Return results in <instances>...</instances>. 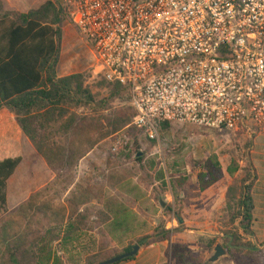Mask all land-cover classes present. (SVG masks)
Instances as JSON below:
<instances>
[{
	"label": "trees",
	"instance_id": "1",
	"mask_svg": "<svg viewBox=\"0 0 264 264\" xmlns=\"http://www.w3.org/2000/svg\"><path fill=\"white\" fill-rule=\"evenodd\" d=\"M66 20H69L66 12L53 0H45L27 13L5 12L0 2V264H98L131 251L133 246L142 248L169 242L186 229L181 212H175L170 205L163 209V215L177 223L174 229L139 222L127 206L118 202H108L103 211L95 212L97 222L92 224V208L87 206L89 192L80 193L75 185L65 202L53 204L48 196L52 182L8 211L7 182L21 163L18 143L22 135L54 174V180L63 176V170L71 174L80 160L112 135L121 133L127 138L116 154L118 160L133 151L136 154L140 136H145L143 130L131 126L134 111L129 105L115 112L105 126L94 115L78 116L80 109L87 111L101 103L96 102L84 73L57 76ZM99 87L107 91L106 102L129 103V95L122 87L102 79ZM159 127L163 132L170 126L163 123ZM246 142L248 145L250 140ZM135 161L141 163L143 157ZM156 166L154 162L148 164L157 189L169 187L173 193L186 183V177L175 168L154 171ZM190 166L191 172L201 169L200 192L222 178L215 155ZM240 170L239 187L227 189L222 209L227 228L220 234L227 242L222 246L227 257L215 264L233 261L234 255L241 253L256 261L264 260V252L244 238L252 235L249 230L252 206L248 198L252 169L246 162ZM238 171L233 160L225 168L230 178ZM108 181L109 188L123 183V179L112 175ZM196 239L209 248L217 241L205 236Z\"/></svg>",
	"mask_w": 264,
	"mask_h": 264
},
{
	"label": "built area",
	"instance_id": "2",
	"mask_svg": "<svg viewBox=\"0 0 264 264\" xmlns=\"http://www.w3.org/2000/svg\"><path fill=\"white\" fill-rule=\"evenodd\" d=\"M53 1L148 140L163 123L264 134V0Z\"/></svg>",
	"mask_w": 264,
	"mask_h": 264
},
{
	"label": "rangeland",
	"instance_id": "3",
	"mask_svg": "<svg viewBox=\"0 0 264 264\" xmlns=\"http://www.w3.org/2000/svg\"><path fill=\"white\" fill-rule=\"evenodd\" d=\"M7 1L8 6L5 2L4 5L2 4L5 12L27 13L45 0ZM62 32L57 76L65 77L78 73H84L87 76V85L93 92L96 102L101 104L87 111L80 109L77 114L80 117L85 114L94 115L105 126L115 112L127 107L128 104L116 101L106 102L107 91L99 87L101 79L92 65L91 56L69 20H66ZM121 137L122 134L117 133L107 138L80 160L71 174L63 170L61 171L63 176L55 180L54 174L35 152L31 143L26 138H22L18 144L21 163L7 182L8 211L17 208L30 194L51 182L52 187L48 196L53 204L65 202L75 185L78 191L81 190L80 193L89 192L87 206L92 208L90 217L92 224L97 222L94 213H100L104 203L108 200H120L123 205L133 211L139 220H145L154 226L162 224L165 229H174L177 223L172 217L163 215V209L170 205L175 212H181L186 229L173 236L169 242L153 243L149 246L158 244L164 250V260L161 264H176L178 261L181 264H195L194 261L205 264L216 244L223 246L227 243L220 234L227 228V219L222 211L224 203L207 206L208 201H202V194L198 189V176L201 169L198 167L191 172L190 163L204 161L209 156L215 155L221 171L225 174V168L233 160L238 165L239 171L231 178L225 174L217 184H220L223 190L228 184L236 188L242 178L240 169L247 162L250 142L247 145L244 137L229 132L200 130L190 126H170L166 131L159 130V139L154 141L153 145L142 134L141 144L136 154L133 151L126 158L118 160L116 154L124 144ZM139 157H143L141 163L135 161ZM151 162L157 164L154 171L175 168L178 173L186 177V183L173 193L169 187L162 190L157 189L156 183L153 182L154 172L148 169V164ZM110 175L123 179V183L115 188H109L108 177ZM166 178L168 180L167 175ZM122 187H124L125 194L120 189ZM130 188H133V191L128 193L127 190ZM164 202V208H161L160 203ZM198 206L201 211L200 216ZM204 234L215 235L210 238H217L211 248L197 241L198 236L208 237ZM234 258L233 261L236 260L235 263L240 264V256L235 254ZM219 264H231V261Z\"/></svg>",
	"mask_w": 264,
	"mask_h": 264
},
{
	"label": "crops",
	"instance_id": "4",
	"mask_svg": "<svg viewBox=\"0 0 264 264\" xmlns=\"http://www.w3.org/2000/svg\"><path fill=\"white\" fill-rule=\"evenodd\" d=\"M0 2L1 4L5 2L7 6L9 5L7 0L6 1L0 0ZM22 138H25V137L22 135L19 142H21ZM247 163L252 169V172H251L252 178H251V183L249 185L250 190L248 194V198L252 206V210L250 214L251 220H250V225H249V230L252 235L246 236L244 238H245V241L249 243L250 245H252L256 250L264 252V134L257 135L253 138V140L250 141V146L248 148ZM221 174H222V177H224L226 172L225 174H223V171H221ZM217 183L213 184L212 186H210L209 188L201 192L202 201H208L207 206H217V203H224L227 189L232 187L230 186V184H228L227 187L223 190L220 184H217ZM238 187L239 185L235 189H238ZM120 189L124 192V194L126 193L123 190L124 187ZM131 191H133V188H130L129 190H127L128 193H130ZM16 196H18V194ZM8 197H9V194H8V183H7V189H6L7 204H8ZM204 197H207V198H204ZM236 199H238V195H236ZM108 202L122 203L120 200L119 201L108 200ZM108 202L102 205V211H103L104 206H106ZM199 206H198V213L200 216L201 211H200ZM129 210L133 213L131 209ZM134 216L137 219V221L146 222L147 224L154 226L153 224L145 220H139L136 217V215ZM237 222L238 220H236L235 225ZM81 247H82V244H81ZM163 254H164V250L160 248L158 244H156L155 246L153 245L146 246V247L140 248L137 255L134 256L132 260L123 262L120 264H161L164 260ZM238 255L241 258L240 264H254L255 262L256 264H264V260H262V262L256 261V260H253V259H250L244 256V254L242 253ZM235 262L236 260L231 261V264H234Z\"/></svg>",
	"mask_w": 264,
	"mask_h": 264
},
{
	"label": "water",
	"instance_id": "5",
	"mask_svg": "<svg viewBox=\"0 0 264 264\" xmlns=\"http://www.w3.org/2000/svg\"><path fill=\"white\" fill-rule=\"evenodd\" d=\"M140 155V154H138ZM165 202L164 203H160L161 208H164ZM207 235L209 237H215V235H208V234H204ZM140 250V248L138 246H133L131 251L126 252V253H122L120 255L117 256H113L112 258H109L105 261H102L98 264H117L123 260L126 259H130L133 258L134 256L137 255L138 251ZM227 256L226 251L224 250V248L219 245L216 244L212 250V254L210 255V257L207 259V261L205 262V264H215L217 263L221 258H224Z\"/></svg>",
	"mask_w": 264,
	"mask_h": 264
}]
</instances>
